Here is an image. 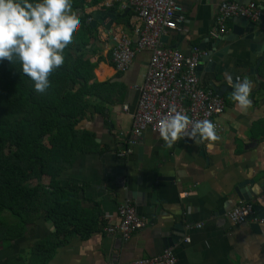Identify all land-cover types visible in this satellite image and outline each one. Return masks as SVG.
Returning a JSON list of instances; mask_svg holds the SVG:
<instances>
[{
  "label": "crops",
  "instance_id": "0c3cea01",
  "mask_svg": "<svg viewBox=\"0 0 264 264\" xmlns=\"http://www.w3.org/2000/svg\"><path fill=\"white\" fill-rule=\"evenodd\" d=\"M126 2L86 0L77 9L88 26L86 59L92 67L84 94L81 87L69 88L79 94L72 121L75 155L60 181L82 189L81 203L98 226L86 238L62 239L45 264H128L167 250L177 264H264V225L252 219L236 225L229 217L240 204H252L256 216L264 217V0H180L184 22L162 39L165 48L186 54L198 48L203 54L200 85L226 105L213 148L205 149L208 141L185 139L168 148L148 129L134 139L132 153L120 157L138 109L135 87L144 84L151 57L150 51H137L125 73L112 62L117 39L138 41L136 15L124 9ZM224 2L257 5L261 20L253 39L243 30L234 33L236 18L218 22ZM226 75L234 83L248 78L251 107L242 110L231 98ZM128 202L145 227L128 239L108 234L120 222L119 207ZM7 221L12 229L0 240V264H43L34 249L56 231L54 224L45 218L27 225Z\"/></svg>",
  "mask_w": 264,
  "mask_h": 264
},
{
  "label": "trees",
  "instance_id": "16d2710c",
  "mask_svg": "<svg viewBox=\"0 0 264 264\" xmlns=\"http://www.w3.org/2000/svg\"><path fill=\"white\" fill-rule=\"evenodd\" d=\"M85 1L70 0L72 11L77 13ZM78 19L81 27L64 53V65L50 74L44 93L34 90L18 61L0 62V240L12 229L2 218L5 213L23 225L39 218L51 221L56 231L34 249L43 264L62 239L73 234L86 238L98 226L81 203L82 189L60 181L75 155L72 121L79 94L69 88L76 85L84 94L92 67L86 59L88 26Z\"/></svg>",
  "mask_w": 264,
  "mask_h": 264
},
{
  "label": "built area",
  "instance_id": "2783aa9c",
  "mask_svg": "<svg viewBox=\"0 0 264 264\" xmlns=\"http://www.w3.org/2000/svg\"><path fill=\"white\" fill-rule=\"evenodd\" d=\"M127 8L135 12V35L138 41L134 45L126 36L117 39L112 49V62L118 72L125 73L133 63L137 51H150L151 57L144 84L135 87L140 95L138 109L133 118L126 149L119 156L130 155L134 139L144 131L150 129L158 133L155 130L158 121L165 115H170L169 109L172 107L187 115L190 121H211L215 132L221 133L223 127L217 119L224 114L226 105L223 99L200 85L197 71L203 54L198 48H194L190 54L165 48L162 41L169 31L176 30L184 22L180 0H127L124 9ZM236 17L255 21L261 17V12L255 3L241 5L224 2L219 6L217 20L220 24ZM224 31L223 28L221 32ZM185 140L189 139L185 137ZM118 215L119 224L108 227V234H119L128 239L146 225L145 219L138 216L129 202L119 207ZM229 217L236 225L244 224L250 219L264 225V217L256 216L252 204L235 206ZM128 264H177V257L167 250L158 256Z\"/></svg>",
  "mask_w": 264,
  "mask_h": 264
},
{
  "label": "clouds",
  "instance_id": "9594fccd",
  "mask_svg": "<svg viewBox=\"0 0 264 264\" xmlns=\"http://www.w3.org/2000/svg\"><path fill=\"white\" fill-rule=\"evenodd\" d=\"M80 27L70 0H0V62L18 61L22 73L33 82L34 90L44 93L50 84V74L64 65V53ZM226 80L237 105L242 110L251 107L248 78L237 77L234 83L226 75ZM169 113L158 121L155 129L163 146L171 148L174 142L187 137L195 144L208 141L206 150L213 148L211 142L217 140V135L211 121H190L174 107Z\"/></svg>",
  "mask_w": 264,
  "mask_h": 264
},
{
  "label": "water",
  "instance_id": "95a60500",
  "mask_svg": "<svg viewBox=\"0 0 264 264\" xmlns=\"http://www.w3.org/2000/svg\"><path fill=\"white\" fill-rule=\"evenodd\" d=\"M237 21L240 23V25L237 26V28H234V33L236 35H241L242 30L244 32H246L247 34H249L248 39H253V33H255V26L257 25V22L259 23V21L261 20V17L258 20H248L245 18H239L236 17ZM263 59H259L258 62H261ZM255 211H257V209L255 208Z\"/></svg>",
  "mask_w": 264,
  "mask_h": 264
},
{
  "label": "rangeland",
  "instance_id": "374dc122",
  "mask_svg": "<svg viewBox=\"0 0 264 264\" xmlns=\"http://www.w3.org/2000/svg\"><path fill=\"white\" fill-rule=\"evenodd\" d=\"M5 154H6V153H5ZM9 215H10L9 213H5V214H4V217H2V218H3L5 221H7L8 218L13 219V218L11 217V215H10V216H9ZM7 223L9 224V223H11V221H9V222L7 221Z\"/></svg>",
  "mask_w": 264,
  "mask_h": 264
}]
</instances>
